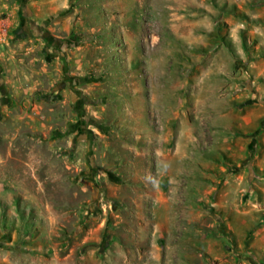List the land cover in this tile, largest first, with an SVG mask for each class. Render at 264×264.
<instances>
[{
	"label": "rangeland",
	"instance_id": "rangeland-1",
	"mask_svg": "<svg viewBox=\"0 0 264 264\" xmlns=\"http://www.w3.org/2000/svg\"><path fill=\"white\" fill-rule=\"evenodd\" d=\"M0 264H264V0H0Z\"/></svg>",
	"mask_w": 264,
	"mask_h": 264
}]
</instances>
